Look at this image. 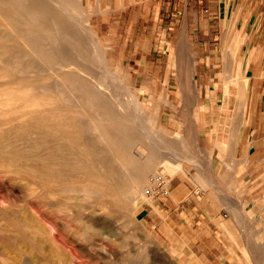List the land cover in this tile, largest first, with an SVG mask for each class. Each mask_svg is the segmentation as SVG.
Segmentation results:
<instances>
[{
  "label": "rangeland",
  "instance_id": "374dc122",
  "mask_svg": "<svg viewBox=\"0 0 264 264\" xmlns=\"http://www.w3.org/2000/svg\"><path fill=\"white\" fill-rule=\"evenodd\" d=\"M3 1H0V29L11 31L13 23L5 14L14 10ZM28 1L35 10L39 9V14L54 12L66 21L67 30L80 46L81 69L79 75L70 74L67 71L70 68L76 72L74 64L46 70L37 62V70L21 74L0 62V264L222 263L223 256L200 261L192 253L189 240H164L163 234L146 221L142 209L143 202L151 199L145 190L153 184L155 175L167 173L171 180L178 171H166L167 161H190L201 147L196 144L192 113L188 114L185 136L179 130V114L175 127L168 123L174 119V102L179 104L184 99L190 109L196 98H180L179 92H172L174 81L165 85L169 89L166 96L148 97L142 94L139 79L147 62L151 64L150 72L155 74L176 71L192 75L195 50L188 43L176 53L172 47L166 52L159 50L164 19L160 10L148 8L155 2L113 1V10L101 14L105 21L96 25L95 17L91 16L100 4L94 0ZM85 17L89 20L85 21ZM10 42L19 50L26 49L18 33ZM91 75L103 89L96 91L97 97L113 104L111 120L87 108L85 97L81 99L83 104L77 105L70 97L60 99L54 84L45 91L34 87L42 81L67 77L93 88ZM150 83L157 88L153 81L148 82L149 86ZM191 83L186 81L189 90ZM250 83L253 82L245 80L247 87ZM106 123L113 126V133L121 125L129 132L123 149L119 147L118 136L106 134L111 127L103 128L104 136L95 134L93 124ZM77 125L81 126L79 141ZM26 147L37 148V156L40 153L47 156L51 168L46 171L36 167L29 158L34 151ZM120 162L127 166L122 167ZM103 163L106 168L113 164V168L106 169ZM142 173L146 179L140 188L137 209L127 196L131 189L127 186ZM112 176L117 180L123 177L127 184L124 188L113 186ZM62 185L68 190L58 191ZM91 187L97 188L96 193L84 190ZM112 188L113 194L108 193ZM49 222L53 229L46 225Z\"/></svg>",
  "mask_w": 264,
  "mask_h": 264
},
{
  "label": "crops",
  "instance_id": "0c3cea01",
  "mask_svg": "<svg viewBox=\"0 0 264 264\" xmlns=\"http://www.w3.org/2000/svg\"><path fill=\"white\" fill-rule=\"evenodd\" d=\"M94 1L98 25L117 0ZM126 1L155 2L148 8L164 19L159 50L176 53L187 43L195 50L192 75L155 74L147 62L139 79L148 97L166 96L165 85L174 81L172 92L196 98L190 109L184 99L174 102L168 123L175 127L179 114L185 136L192 113L201 147L190 161H167L166 171H178L166 198L143 202L146 221L164 240H189L200 261L223 256L220 264H264V0ZM246 79L253 82L248 87Z\"/></svg>",
  "mask_w": 264,
  "mask_h": 264
},
{
  "label": "bare ground",
  "instance_id": "6f19581e",
  "mask_svg": "<svg viewBox=\"0 0 264 264\" xmlns=\"http://www.w3.org/2000/svg\"><path fill=\"white\" fill-rule=\"evenodd\" d=\"M57 1L59 2V0ZM3 2H7L8 4H10V7L14 11L5 14L8 19H11L13 23V29L11 31L5 28L0 29V62H2V64L8 66L13 72L18 71L21 74L31 73L34 70H37V62H39V64L42 65L43 69L46 70H54L56 66L63 67L67 66L68 64H74L76 67V72L74 73L75 70L73 68H70L67 71L70 74L79 75V69H81V65H79V60L81 57L80 46L75 43V37L73 33L67 30L66 21L64 19L59 18L58 15H55L54 12L44 13L43 11H41L42 14L40 12V15L39 9L36 8L35 10L34 6L31 5L28 0H4ZM46 4L47 3L44 4V7L46 6ZM60 5L64 6V4L61 3ZM38 18H40L39 23H37ZM85 21H88V17H85ZM17 33L24 39V42L26 44V49L24 51L17 49L14 43L10 42V40H14V36L17 35ZM91 36L92 35L90 34V37ZM93 39L91 41L95 40ZM80 76L82 77V79H87L81 74ZM89 79L90 82H92L91 84L93 88L87 87V84L83 81L77 80L75 82L72 78L68 79L67 77L55 78L54 82H51V80L42 81L40 83H37L34 87L39 91H45L50 85L52 87L54 84L60 99L68 100V98L70 97L75 101L77 105H82L83 102L81 101V99L85 97L88 99L86 101L87 108L94 110V112L97 113L101 118L111 120V118L113 117V104H110L106 99L97 97L98 93H96V91H103V89L99 87V82L96 84L95 80L97 78L95 79L93 75H91ZM25 85L30 84L26 83ZM36 104L40 105L38 101L36 102ZM41 111L44 110L42 109ZM78 117L77 119L79 122ZM59 122L61 123V121H58V123ZM89 122L95 123L93 120H89ZM86 126L87 128L89 127L87 124ZM93 127L96 129L95 134H98L99 136H104V127H111L110 129L112 130L106 132V134L111 135L112 133L111 137H113V135L118 136L117 141L119 143V147L122 149L123 147H125L127 135L129 134V132L123 125L118 126L114 133L112 128L113 126L109 125V123L103 125L93 124ZM80 129L81 126L77 125L78 141V138L80 136ZM105 143H107V141ZM25 149L34 151V155L29 156V158L34 161V165L36 167L44 168L46 171L51 168L49 167V160L47 156H44L41 153L40 156L36 155L35 151L37 148L32 149L31 147H26ZM102 161H104V158H102ZM120 163L122 164V167L127 166L123 162ZM102 167L106 168V164L103 163ZM107 168H113V164L111 166L110 164H108ZM145 179L146 175H143L142 173L141 176L138 175L137 177H133L129 181L130 185L128 184L127 186V188H131L129 193H127V196L131 197L132 203L136 205V208L140 207L138 198L142 194L140 188L145 182ZM110 183H112L113 186L116 187L118 185L123 187L125 184H127L123 177L117 180V178L113 176L111 177ZM67 188L68 187H65V185H62L58 189V191H66L68 190ZM123 188H121L120 191H123ZM84 190H86L87 192L96 193L97 188L91 187L85 188ZM113 191L115 190L112 188L108 190V193L111 192L113 194ZM46 225L51 229H53L54 227V225L50 224V222ZM19 248L20 247H18V249Z\"/></svg>",
  "mask_w": 264,
  "mask_h": 264
},
{
  "label": "built area",
  "instance_id": "2783aa9c",
  "mask_svg": "<svg viewBox=\"0 0 264 264\" xmlns=\"http://www.w3.org/2000/svg\"><path fill=\"white\" fill-rule=\"evenodd\" d=\"M170 178L164 173H157L154 177L153 184L146 188L145 193L147 196L166 197L169 194Z\"/></svg>",
  "mask_w": 264,
  "mask_h": 264
}]
</instances>
